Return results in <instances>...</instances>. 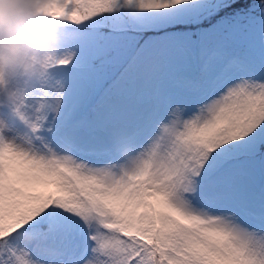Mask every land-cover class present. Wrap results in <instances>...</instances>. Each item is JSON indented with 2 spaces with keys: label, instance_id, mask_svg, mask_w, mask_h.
<instances>
[{
  "label": "snow or ice",
  "instance_id": "snow-or-ice-1",
  "mask_svg": "<svg viewBox=\"0 0 264 264\" xmlns=\"http://www.w3.org/2000/svg\"><path fill=\"white\" fill-rule=\"evenodd\" d=\"M37 3L66 28L118 9L162 24L181 6L215 4L234 14L230 28L243 44L211 53L209 63L222 66L207 84L184 83L200 96L194 106L171 107L143 142L121 136L114 149H88L96 157L89 162L70 140L64 149L45 140L42 104L30 109L14 90L0 98L12 117L0 114V264H264V0ZM157 44L190 52L196 42ZM63 49L41 95L53 112L80 66L79 49L64 41ZM196 105L198 114L181 119Z\"/></svg>",
  "mask_w": 264,
  "mask_h": 264
},
{
  "label": "rangeland",
  "instance_id": "rangeland-1",
  "mask_svg": "<svg viewBox=\"0 0 264 264\" xmlns=\"http://www.w3.org/2000/svg\"><path fill=\"white\" fill-rule=\"evenodd\" d=\"M221 9L217 10L215 4L203 10L184 5L168 13L171 18L162 24L151 14L118 9L88 25L68 26L63 30L62 39L79 49L78 60L74 63L80 66L67 79V91L59 111H52L38 95L37 87L26 86L25 89L30 109L43 105L42 114L48 118L43 128L45 140L59 149L68 147L70 140L72 150L89 162L96 157L88 149H114L121 136L141 139L155 129L171 107L177 104L194 106L200 96L184 83L210 82L222 66L219 59L214 65L209 63L211 53L219 50L223 55H230L233 53L230 48L238 47L239 50L243 41L224 32L210 39L212 41L205 40L203 46L207 54H202L196 44L190 52H184L162 50L157 42L166 37H187L194 41L191 28L215 16L228 24L229 13L222 14L224 9ZM161 30L164 31L160 33ZM140 40L146 44L135 59L134 47ZM97 102V110L93 109L90 114L88 109ZM199 107L184 109L181 119L198 114ZM0 114L12 122L6 107L0 108ZM13 130L25 132L19 123Z\"/></svg>",
  "mask_w": 264,
  "mask_h": 264
},
{
  "label": "clouds",
  "instance_id": "clouds-1",
  "mask_svg": "<svg viewBox=\"0 0 264 264\" xmlns=\"http://www.w3.org/2000/svg\"><path fill=\"white\" fill-rule=\"evenodd\" d=\"M65 28L66 22L37 0H0V98L11 100L14 90L22 100L26 86L43 94L52 65L64 52Z\"/></svg>",
  "mask_w": 264,
  "mask_h": 264
},
{
  "label": "trees",
  "instance_id": "trees-1",
  "mask_svg": "<svg viewBox=\"0 0 264 264\" xmlns=\"http://www.w3.org/2000/svg\"><path fill=\"white\" fill-rule=\"evenodd\" d=\"M223 10V9H221ZM220 12V11H219ZM218 13V12H217ZM220 14V13H218ZM233 14V13H232ZM227 16L230 18L228 21V24L224 23V21L219 20L218 18H210L209 20H206L200 23L198 26L191 28L190 33L193 37V40L196 42L197 45L200 46V41L203 38L204 43L205 40L209 41L210 39H214L215 36H222V34L225 32L227 34H232L230 32V25H231V20H232V15L229 13ZM175 29V27H174ZM159 31H157L158 33ZM163 31L161 30L160 33ZM156 33V32H155ZM210 40V41H212ZM204 45V44H203ZM142 46V43L140 42V47ZM231 51L235 52L238 50V47H231Z\"/></svg>",
  "mask_w": 264,
  "mask_h": 264
}]
</instances>
